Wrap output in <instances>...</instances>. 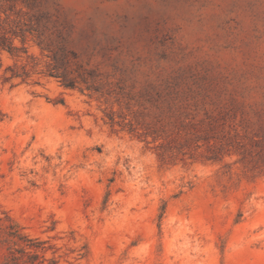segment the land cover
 Masks as SVG:
<instances>
[{"label":"rangeland","instance_id":"1","mask_svg":"<svg viewBox=\"0 0 264 264\" xmlns=\"http://www.w3.org/2000/svg\"><path fill=\"white\" fill-rule=\"evenodd\" d=\"M0 21L27 37L0 49V264H264V0H0ZM35 37L125 101L186 91L190 139L161 160Z\"/></svg>","mask_w":264,"mask_h":264},{"label":"trees","instance_id":"2","mask_svg":"<svg viewBox=\"0 0 264 264\" xmlns=\"http://www.w3.org/2000/svg\"><path fill=\"white\" fill-rule=\"evenodd\" d=\"M23 1L27 3L31 0ZM17 35L16 31L8 30L0 21V49L8 51L14 57L21 56V52L27 53L25 47L19 48L14 43L16 38L24 42L27 37H13ZM35 38L42 53L48 52V57L52 61L50 76L59 79L65 88L79 89L82 93L87 92L89 97L96 96L106 102L115 99L114 103L120 107L126 106L128 113L121 112L118 115L115 111L108 113V123L111 126H120L122 130L145 142L147 146L154 145L153 150L161 160H172L175 157L177 139L180 137H184L186 141L190 139L187 138V133L183 135L180 129L191 125L183 119L187 116L185 100L189 94L186 91L166 81L164 87L152 86L151 90L129 95V99L125 101L124 93L113 89V82L108 79L103 81L96 70H86L78 62L74 63L77 56L67 50L65 43L60 44L55 50L51 43H45L44 37ZM28 75L26 71L22 73V76ZM13 76L19 74L14 73ZM29 246L32 248L33 245ZM13 260L17 258L13 257Z\"/></svg>","mask_w":264,"mask_h":264}]
</instances>
